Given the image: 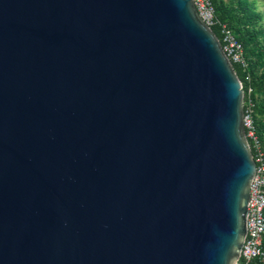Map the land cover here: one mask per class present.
Instances as JSON below:
<instances>
[{
  "label": "water",
  "instance_id": "1",
  "mask_svg": "<svg viewBox=\"0 0 264 264\" xmlns=\"http://www.w3.org/2000/svg\"><path fill=\"white\" fill-rule=\"evenodd\" d=\"M243 103L192 0H0V264H235Z\"/></svg>",
  "mask_w": 264,
  "mask_h": 264
},
{
  "label": "built area",
  "instance_id": "2",
  "mask_svg": "<svg viewBox=\"0 0 264 264\" xmlns=\"http://www.w3.org/2000/svg\"><path fill=\"white\" fill-rule=\"evenodd\" d=\"M201 20L212 29L219 28L222 36L221 47L231 64L240 65L245 71L248 62L245 58L244 47L235 37L234 32L222 23L211 0H192ZM246 80H250L249 75ZM252 89L248 90V101L243 103V126L246 138L253 143L252 159L256 163V172L250 185V198L247 208V233L243 242L240 257L235 264H264V154L257 134L253 117L254 103L250 98Z\"/></svg>",
  "mask_w": 264,
  "mask_h": 264
},
{
  "label": "trees",
  "instance_id": "3",
  "mask_svg": "<svg viewBox=\"0 0 264 264\" xmlns=\"http://www.w3.org/2000/svg\"><path fill=\"white\" fill-rule=\"evenodd\" d=\"M211 1L216 10V15L218 19L222 23H225L234 32L235 37L241 42V44L244 47L245 58L248 62V69L245 71L240 65L235 64V63H233L232 66L238 78L242 82L245 103L248 101V90L252 89L250 98L254 103L253 117H254L256 127H257V134H258L259 141L261 143L262 152L264 154V132L261 127V122L258 118V117H262L264 119V102H257V99H256L257 94L264 93V78L262 79L261 77L258 76L257 71L255 69L254 60L252 58L250 59L249 55L258 56L259 54L257 51L253 52L251 50H248L247 47L250 45V42L252 41L248 40L246 37V35L250 33L251 31V26L253 25V22L249 20L248 18L246 19L245 22L238 21V18L227 14L226 12L227 10L226 8L222 6L220 0H211ZM230 1L231 2L237 1L238 3V0H230ZM243 23L245 25L248 24L246 29L242 28ZM249 23H251V25H249ZM212 31L222 43V36L219 31V28L212 27ZM248 75H249L250 80H246V77ZM247 142L250 146L251 153L254 154L252 141L249 138H247ZM253 264H262V263H259L256 261Z\"/></svg>",
  "mask_w": 264,
  "mask_h": 264
},
{
  "label": "rangeland",
  "instance_id": "4",
  "mask_svg": "<svg viewBox=\"0 0 264 264\" xmlns=\"http://www.w3.org/2000/svg\"><path fill=\"white\" fill-rule=\"evenodd\" d=\"M222 6L226 8L228 15L238 18V21L245 22L248 18L253 22L251 31L246 35L247 39L252 41L247 47L248 50L258 52V56L249 55L250 59L254 60L257 74L262 79L264 78V0H238L231 2L230 0H220ZM251 25V23H249ZM248 26L244 23L242 28ZM257 102H264V93L256 95ZM261 122V127L264 132V119L258 117Z\"/></svg>",
  "mask_w": 264,
  "mask_h": 264
}]
</instances>
